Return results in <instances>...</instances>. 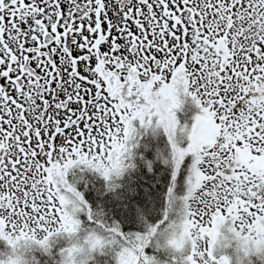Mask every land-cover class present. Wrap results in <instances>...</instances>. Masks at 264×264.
<instances>
[{
    "label": "snow or ice",
    "instance_id": "snow-or-ice-1",
    "mask_svg": "<svg viewBox=\"0 0 264 264\" xmlns=\"http://www.w3.org/2000/svg\"><path fill=\"white\" fill-rule=\"evenodd\" d=\"M181 97L199 110L190 129ZM135 122L163 129L177 171L192 164L163 218L125 233L67 176L120 178ZM57 236L62 264L105 249L162 264L150 246L169 250L163 264L264 262V0H0V264Z\"/></svg>",
    "mask_w": 264,
    "mask_h": 264
},
{
    "label": "trees",
    "instance_id": "trees-1",
    "mask_svg": "<svg viewBox=\"0 0 264 264\" xmlns=\"http://www.w3.org/2000/svg\"><path fill=\"white\" fill-rule=\"evenodd\" d=\"M181 109L177 111L180 126L187 125L190 129L199 110L190 98H184ZM162 128H157L156 136L149 135L142 141L140 152H134L126 159L131 165L120 178L106 181L97 172L80 165L73 167L67 176L70 184L83 194L92 211L106 224H119L125 233H144L150 224H155L163 218L167 210L168 189L173 187L174 194L182 197L187 192V179L190 175L192 156L188 155L177 171L172 154L171 144ZM178 143L185 147L187 137L178 135ZM176 172L175 181L173 173ZM74 186V185H73ZM89 199V200H88ZM181 201L178 199L170 218L175 219ZM80 219L88 225L86 213L80 214ZM68 246L64 236H57L45 251L39 246H32L23 252L26 264H62V250ZM146 251L156 256L163 264L170 258L166 248L150 246ZM10 247L0 240V260L11 255ZM253 264H264L256 256L251 257ZM87 264H116L114 253L105 249L104 254L94 252Z\"/></svg>",
    "mask_w": 264,
    "mask_h": 264
}]
</instances>
